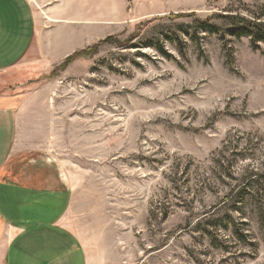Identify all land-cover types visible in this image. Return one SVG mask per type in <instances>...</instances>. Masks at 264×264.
I'll return each instance as SVG.
<instances>
[{
  "label": "rangeland",
  "instance_id": "obj_1",
  "mask_svg": "<svg viewBox=\"0 0 264 264\" xmlns=\"http://www.w3.org/2000/svg\"><path fill=\"white\" fill-rule=\"evenodd\" d=\"M168 5L112 28L81 24L75 48L51 47L69 33L47 23L50 44L1 78L14 85L1 94L17 112V159L47 161L68 184V222L88 264H264L256 211L228 204L246 176L264 173V42L227 36L219 19L213 33L198 22L252 17L264 0ZM132 34L128 45L105 43L63 65L107 36ZM217 219L228 227L211 225Z\"/></svg>",
  "mask_w": 264,
  "mask_h": 264
},
{
  "label": "crops",
  "instance_id": "obj_2",
  "mask_svg": "<svg viewBox=\"0 0 264 264\" xmlns=\"http://www.w3.org/2000/svg\"><path fill=\"white\" fill-rule=\"evenodd\" d=\"M169 2L0 0V264H88L85 248L68 222L72 208L66 197L71 192L68 184L47 161L31 164V156L17 159V112L9 96L1 94L14 85L1 78L24 65L32 51L50 44L48 24L57 33H69L65 40L58 36L51 47L75 48L81 46V24L87 30L97 22L112 28L158 15L161 5L169 11ZM90 36L84 38L90 41ZM38 59L44 64L47 57Z\"/></svg>",
  "mask_w": 264,
  "mask_h": 264
},
{
  "label": "trees",
  "instance_id": "obj_3",
  "mask_svg": "<svg viewBox=\"0 0 264 264\" xmlns=\"http://www.w3.org/2000/svg\"><path fill=\"white\" fill-rule=\"evenodd\" d=\"M193 13H190L188 16H193ZM178 17L183 15H176ZM212 19H219L222 20L223 24L226 26V29H224L225 33L229 37H233L235 39H239L243 36H248L251 39V42L254 44H257L258 42H264V12L259 14H254L252 17H245L241 13L237 12H231L228 11L226 13H213L209 17H206L204 20H198L200 24V29L206 30L210 33L217 32L219 29L216 25L211 23ZM151 20L142 22L140 25H138V29L145 28L146 24L150 22ZM138 36V34H132L127 39L121 41L117 37L107 36L106 38L98 41L97 43L82 48L79 50L74 51L72 54L68 55L65 60L63 61V65H67L69 62L73 61L77 57L80 56H90L93 54H96L98 51V48L105 43H116L118 46H125L128 45L133 39H135ZM227 57L232 60V54H227ZM63 65L61 67L63 68ZM233 198L235 200L232 201V197H229V194L227 195L226 199L229 200L230 208L232 210H239V205L242 204H250L252 205V210L256 211V215L258 217V224L261 230L264 231V173L259 176L256 175L255 177H251L250 175L245 177V180L242 185H240L235 193ZM263 205V207L261 206ZM251 210V211H252ZM242 212V211H240ZM231 219V217H230ZM224 222L220 219H217L215 222H212L211 225H215L216 222ZM205 224V223H204ZM223 228H227V223H223ZM231 226L234 228L233 233L236 234L240 239L245 238L246 234H242L240 232V229L237 227L235 223H233L231 219ZM200 225V224H199ZM198 225V226H199ZM210 225V223H208ZM208 228V227H207ZM205 229L203 232H205L207 235H211V231L208 229Z\"/></svg>",
  "mask_w": 264,
  "mask_h": 264
}]
</instances>
